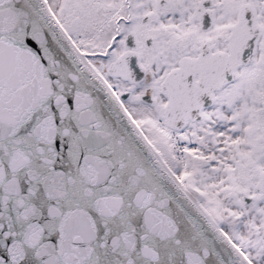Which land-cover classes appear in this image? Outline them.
I'll use <instances>...</instances> for the list:
<instances>
[{
    "label": "snow or ice",
    "instance_id": "6c2138e0",
    "mask_svg": "<svg viewBox=\"0 0 264 264\" xmlns=\"http://www.w3.org/2000/svg\"><path fill=\"white\" fill-rule=\"evenodd\" d=\"M0 264H264V0H0Z\"/></svg>",
    "mask_w": 264,
    "mask_h": 264
}]
</instances>
